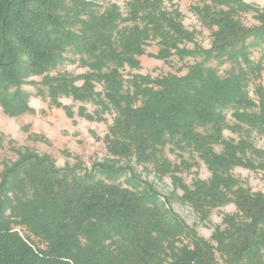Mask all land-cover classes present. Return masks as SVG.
<instances>
[{
	"label": "trees",
	"instance_id": "trees-1",
	"mask_svg": "<svg viewBox=\"0 0 264 264\" xmlns=\"http://www.w3.org/2000/svg\"><path fill=\"white\" fill-rule=\"evenodd\" d=\"M205 2L195 12L212 29L210 47L196 41L175 0H128L126 12L111 0H0L3 111L34 112L23 88L33 83L71 118L75 111L63 97L81 102L78 114L86 119L114 114L105 135L110 156L91 168L57 167L38 152L4 167L0 264H264V192L233 173L264 168V149L252 139L255 131L264 134V64L252 57L264 44V7ZM246 13L257 23L245 24ZM152 42L155 58L194 62L185 74L126 76L125 68H141ZM67 60L85 71L54 72ZM226 129L237 137L225 136ZM167 148L197 154L211 176L187 184L179 173L197 162L179 153L176 163ZM139 166L170 175L173 190L163 194ZM175 201L202 219L231 203L236 211L225 213L207 239Z\"/></svg>",
	"mask_w": 264,
	"mask_h": 264
},
{
	"label": "rangeland",
	"instance_id": "rangeland-1",
	"mask_svg": "<svg viewBox=\"0 0 264 264\" xmlns=\"http://www.w3.org/2000/svg\"><path fill=\"white\" fill-rule=\"evenodd\" d=\"M111 1L117 2L122 10L126 12L128 0ZM205 1L175 0L184 14L185 26L190 30L196 31V41L204 47H210L212 29L205 27L195 12V8L203 6L206 3ZM245 1L264 7V0ZM242 19L247 25L257 23L252 13L243 14ZM188 46H193V43H188ZM158 48V44L152 42L147 47V53L140 57L141 68L133 70L127 67L124 70L125 75L128 76L131 71L151 74L152 76L170 72L185 74L188 70V65L194 62L192 58L180 60L177 56H174L165 61L149 55V52L156 53ZM252 51L253 59L264 64V44L254 47ZM67 55L72 56L70 53ZM59 70L74 74L85 71L77 62L70 60L65 61L54 72ZM34 78L40 79V77ZM29 79H33V77ZM262 82L264 83V72L262 74ZM23 88L30 95L28 102L35 110L34 112L9 116L0 106V180L2 171L6 165L16 161L21 154L29 152H38L41 155L48 154L52 156L57 167L76 164L91 168L94 162L104 160L110 156L106 147L105 135L113 122V113H106L103 121L89 120L78 114L81 102L63 97L61 101L66 105L72 106L75 111L74 118H71L63 108L51 106L48 98L38 95V87L35 84L26 83L23 85ZM98 88L101 89V85H98ZM250 92L252 97H256L253 84L250 86ZM86 105L90 112L94 111L95 106L92 103ZM228 118L230 121L233 120L231 112L228 113ZM225 136L237 137V134L231 132L230 129H226ZM252 139L258 147L264 149V134L255 131L252 134ZM217 149L220 150V146H217ZM165 153L176 163L180 162L182 156L190 162H197L179 173L187 184L191 185L196 177L207 179L211 176L207 165L197 154H192L189 151L173 152L168 148L165 150ZM139 170L143 172L145 178L153 181L163 194H169L173 190L174 185L170 175L159 178L152 169L151 171H146L139 166ZM233 173L254 191L264 192V168L248 169L239 166L233 169ZM180 193H182L181 189ZM173 207L190 225L197 229L200 235L207 239H211L215 228L222 224L225 213L236 211V206L231 203L213 209L207 219H202L190 204L175 201ZM219 261L221 262L222 260L220 259Z\"/></svg>",
	"mask_w": 264,
	"mask_h": 264
}]
</instances>
